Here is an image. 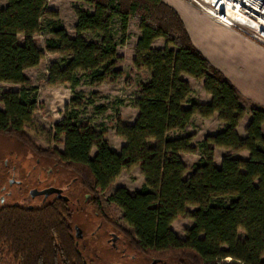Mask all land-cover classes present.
I'll return each mask as SVG.
<instances>
[{
  "label": "trees",
  "instance_id": "obj_1",
  "mask_svg": "<svg viewBox=\"0 0 264 264\" xmlns=\"http://www.w3.org/2000/svg\"><path fill=\"white\" fill-rule=\"evenodd\" d=\"M6 1L0 9V84L19 85L21 91L0 96V137L15 139L37 157L74 173L89 204L110 224L101 195L124 172L139 168L145 178L142 189H117L106 202L122 212L123 224L115 229L145 257L186 264H264V108L243 98L212 67L193 46L175 10L163 0H77L93 10L76 9L72 38L58 14L48 10L49 0ZM132 20L140 30L133 67L146 72L148 80L132 101L138 111L135 123L117 127V136L125 141L121 151L112 149L105 133L78 122L68 112L70 106L49 133L64 152L38 147L25 131L43 108L36 100L38 89L25 76L45 57L36 36L46 31V52L60 57L48 68L47 85H66L77 94L83 85L114 84L125 76L118 50L127 44ZM157 40L166 47L154 49ZM185 78L202 82L211 103L193 100ZM126 85L133 82L128 79ZM247 112L251 119L242 139L237 128ZM197 116H218L226 127L195 147V136L187 129ZM217 149L233 153L219 167ZM197 152L201 159L189 170L182 156ZM243 152L249 153L247 160L234 157ZM70 204L57 198L39 208L1 207L0 252L15 264H85ZM181 218L193 223L185 240L172 230Z\"/></svg>",
  "mask_w": 264,
  "mask_h": 264
},
{
  "label": "rangeland",
  "instance_id": "obj_2",
  "mask_svg": "<svg viewBox=\"0 0 264 264\" xmlns=\"http://www.w3.org/2000/svg\"><path fill=\"white\" fill-rule=\"evenodd\" d=\"M6 0H0V9L4 8ZM49 10H56L59 16V22L62 28L71 31L76 18V9L92 11L93 8L83 1L77 0H50ZM55 12V11H54ZM66 31V30H65ZM67 32V31H66ZM129 39L124 47L119 48V55L124 57V62L120 69L124 72V77L116 83H104L99 87L83 85L76 90L74 94L69 86L49 87L47 85L48 68L55 60L53 54L46 52L45 40L49 35L43 31L36 36L38 48L45 54L39 67L26 71L25 76L38 91L36 100L43 106L37 110L34 115L35 123L32 127H26L27 136L40 148H55L64 152L63 145H57L50 137L49 133L54 130V126L64 120L66 107L70 106L69 113H75L78 122H88L90 126L98 133H105L115 152H120L122 139L116 134L119 125L129 124L135 117V109L132 101L139 95V85L148 80V74L144 71L137 72L133 67L135 57V48L140 37L139 24L137 20H132L128 32ZM159 46L164 42H157ZM57 58L60 59L58 56ZM58 59V60H59ZM57 60V61H58ZM130 79L133 86L127 87L126 81ZM196 97L201 95L200 85L194 84ZM19 85L0 84V96L4 92H20ZM99 94V96H95ZM0 110L3 108L0 106ZM214 118V119H213ZM203 119L195 117L192 124L187 129L188 134L195 136L193 145L203 142L208 136L216 135L222 128L221 123L213 117ZM96 151H93V156ZM230 154L227 150H218L215 153L214 162L220 166L221 160ZM238 158L244 159L241 153ZM0 158L8 160L10 169L16 170L17 180H22L25 187L12 188V195L7 197L6 205H19L22 207L35 206L42 207L55 200L50 198L46 203L44 199L37 198L31 200L28 192L34 190H45L49 187L64 189V195L71 200L70 209L73 212L74 229L79 228L84 234V239L80 242V250L87 259L88 264H148L144 255L132 250L122 234L116 229V225H122V212L113 204L107 201V198L117 189L125 188L132 192H139L145 182L139 168L130 172H124L114 183L108 192L101 195L103 214L107 215L112 222L108 223L97 214L93 205L89 204L86 192L81 188L76 175L72 172L59 167L54 160L37 157L28 148L12 138L0 137ZM201 159L199 152L196 154H186L182 160L186 167L191 170ZM2 168V165H0ZM69 200V201H70ZM193 223L189 219H178L173 225L172 230L175 235L181 239H186V231L192 228ZM117 233L122 238L118 242L119 251H124V257L120 253L112 250L109 243L112 234ZM95 235V236H94ZM96 237V238H95ZM135 257L136 259H133ZM0 264H15L6 252H0ZM164 264H186L181 260L170 258L164 261Z\"/></svg>",
  "mask_w": 264,
  "mask_h": 264
},
{
  "label": "crops",
  "instance_id": "obj_3",
  "mask_svg": "<svg viewBox=\"0 0 264 264\" xmlns=\"http://www.w3.org/2000/svg\"><path fill=\"white\" fill-rule=\"evenodd\" d=\"M163 1L179 15L193 46L204 56L212 67L219 71L243 98L255 106L264 108V50L225 26L218 24L194 6L183 0ZM6 5L7 1H5L4 7ZM49 11L57 12L56 10ZM74 15L76 14L74 13ZM76 24L77 16L74 19L71 31L65 29L67 34L72 38L76 36ZM157 42L163 43L164 40H157L153 44L154 49L162 50L166 47V44L159 46L156 44ZM53 56H55L53 59L55 60L54 62H57L59 59L57 58L58 55ZM185 79L192 86L193 100L204 105L211 103L212 97L204 91L202 82H196L191 78ZM195 83L200 85V88L202 89L201 95L197 97L194 90ZM137 117L138 111L135 109V117L132 122L124 125H133ZM215 118L219 121L218 116H215ZM250 119V113L247 112L237 128V133L242 139L246 137V129L250 123ZM220 123L222 128L219 133L226 127L224 123ZM124 145L125 141L122 139L121 149ZM218 150L223 149H217L215 150V153ZM241 154L245 156L243 160L248 159L249 153L243 152ZM229 155H233V153L230 152L227 156ZM237 155H234V157L238 158Z\"/></svg>",
  "mask_w": 264,
  "mask_h": 264
},
{
  "label": "built area",
  "instance_id": "obj_4",
  "mask_svg": "<svg viewBox=\"0 0 264 264\" xmlns=\"http://www.w3.org/2000/svg\"><path fill=\"white\" fill-rule=\"evenodd\" d=\"M264 50V0H183Z\"/></svg>",
  "mask_w": 264,
  "mask_h": 264
},
{
  "label": "flooded vegetation",
  "instance_id": "obj_5",
  "mask_svg": "<svg viewBox=\"0 0 264 264\" xmlns=\"http://www.w3.org/2000/svg\"><path fill=\"white\" fill-rule=\"evenodd\" d=\"M0 165H2V168L0 167V208L1 207H4V206H9V205H6V199L7 197H9L10 195H12V188L13 187H19V189H21L22 187H25V183L24 181L22 180H17V175H16V170L12 171L10 169V163L8 160H2L0 158ZM50 189H58V190H61L62 191V195H64V189L62 188H56V187H49L45 190H41V191H38V190H34L32 189L30 192H28V197L29 198H32L31 200H35L37 198H42L44 199V202L46 203L50 198L52 197H55V199H59V197L57 195H51L49 197H44V196H36V197H33L32 196V193L35 191V192H43V191H47V190H50ZM28 208H36L35 206H27ZM95 236V235H94ZM85 237H84V234L82 236V238L78 239V246L80 247V242L81 240H83ZM96 238V237H95ZM122 237L120 235H118L117 233H113L112 234V238L110 240V244L112 245V250L117 252L118 254L120 253V257H124L123 253L124 251H119V246H118V242H120V239ZM82 252V251H81ZM84 256V255H83ZM85 258V257H84ZM133 259H136L135 257H133ZM144 259L146 260V262L148 264H164V261H159V260H155V259H152V258H148V257H144ZM85 264H88L87 262V259L85 258Z\"/></svg>",
  "mask_w": 264,
  "mask_h": 264
},
{
  "label": "water",
  "instance_id": "obj_6",
  "mask_svg": "<svg viewBox=\"0 0 264 264\" xmlns=\"http://www.w3.org/2000/svg\"><path fill=\"white\" fill-rule=\"evenodd\" d=\"M51 195H57L59 197V199H62L66 202L69 201V198L66 197V196H63L62 195V191L61 190H58V189H50V190H47V191H43V192H33L32 193V196L33 197H36V196H44V197H49ZM83 236V233L82 231L79 229V228H76V237L78 239L82 238Z\"/></svg>",
  "mask_w": 264,
  "mask_h": 264
}]
</instances>
